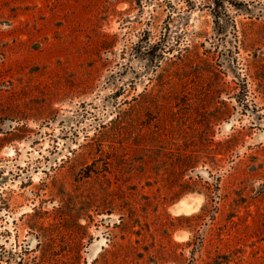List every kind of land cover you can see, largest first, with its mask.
Returning a JSON list of instances; mask_svg holds the SVG:
<instances>
[{"label": "rangeland", "instance_id": "1", "mask_svg": "<svg viewBox=\"0 0 264 264\" xmlns=\"http://www.w3.org/2000/svg\"><path fill=\"white\" fill-rule=\"evenodd\" d=\"M0 264H264V0H0Z\"/></svg>", "mask_w": 264, "mask_h": 264}, {"label": "bare ground", "instance_id": "2", "mask_svg": "<svg viewBox=\"0 0 264 264\" xmlns=\"http://www.w3.org/2000/svg\"><path fill=\"white\" fill-rule=\"evenodd\" d=\"M191 205V201L190 200H186V201H184L183 203H182V207H189ZM97 248V250H98V247H96Z\"/></svg>", "mask_w": 264, "mask_h": 264}]
</instances>
